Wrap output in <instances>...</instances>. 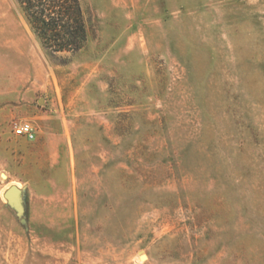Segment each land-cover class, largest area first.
Here are the masks:
<instances>
[{
	"label": "rangeland",
	"instance_id": "obj_1",
	"mask_svg": "<svg viewBox=\"0 0 264 264\" xmlns=\"http://www.w3.org/2000/svg\"><path fill=\"white\" fill-rule=\"evenodd\" d=\"M80 2L51 52L0 0V264H264V0Z\"/></svg>",
	"mask_w": 264,
	"mask_h": 264
},
{
	"label": "trees",
	"instance_id": "obj_2",
	"mask_svg": "<svg viewBox=\"0 0 264 264\" xmlns=\"http://www.w3.org/2000/svg\"><path fill=\"white\" fill-rule=\"evenodd\" d=\"M42 46L51 52L79 50L86 42L80 0H18Z\"/></svg>",
	"mask_w": 264,
	"mask_h": 264
},
{
	"label": "built area",
	"instance_id": "obj_3",
	"mask_svg": "<svg viewBox=\"0 0 264 264\" xmlns=\"http://www.w3.org/2000/svg\"><path fill=\"white\" fill-rule=\"evenodd\" d=\"M12 132L24 137L26 140H33L36 137V129L30 121L22 120L14 122Z\"/></svg>",
	"mask_w": 264,
	"mask_h": 264
},
{
	"label": "water",
	"instance_id": "obj_4",
	"mask_svg": "<svg viewBox=\"0 0 264 264\" xmlns=\"http://www.w3.org/2000/svg\"><path fill=\"white\" fill-rule=\"evenodd\" d=\"M3 195L7 199L9 204L16 208L17 214L20 215L23 210L19 196L20 189L16 185H11L4 191ZM145 259H146V255H145Z\"/></svg>",
	"mask_w": 264,
	"mask_h": 264
},
{
	"label": "bare ground",
	"instance_id": "obj_5",
	"mask_svg": "<svg viewBox=\"0 0 264 264\" xmlns=\"http://www.w3.org/2000/svg\"><path fill=\"white\" fill-rule=\"evenodd\" d=\"M141 258H144V254L141 255Z\"/></svg>",
	"mask_w": 264,
	"mask_h": 264
}]
</instances>
